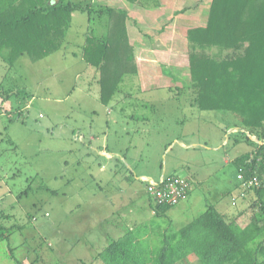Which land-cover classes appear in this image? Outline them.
Masks as SVG:
<instances>
[{
  "label": "rangeland",
  "instance_id": "obj_1",
  "mask_svg": "<svg viewBox=\"0 0 264 264\" xmlns=\"http://www.w3.org/2000/svg\"><path fill=\"white\" fill-rule=\"evenodd\" d=\"M210 1L157 0L149 11L154 2L135 14L126 10L138 73L126 76L109 104L100 100L97 69L83 59L85 13H73L62 47L40 60L22 56L12 63L0 52V226L22 227L0 242V264H16L8 243L26 264H104L98 254L128 229H144L152 242L207 208L184 213L182 201L157 215L143 174L158 180L196 172L204 181L194 184L193 196L198 189L209 199L226 192L236 212L227 216L241 225L250 220L253 209L238 196L233 162L254 148L237 128L242 116L202 110L184 89L196 78L195 57L223 53L191 41V29L208 19ZM152 100L164 106L152 107ZM184 140L208 148L186 149ZM100 148H120L127 159H115L114 172L102 171ZM177 264L199 262L193 255Z\"/></svg>",
  "mask_w": 264,
  "mask_h": 264
},
{
  "label": "trees",
  "instance_id": "obj_2",
  "mask_svg": "<svg viewBox=\"0 0 264 264\" xmlns=\"http://www.w3.org/2000/svg\"><path fill=\"white\" fill-rule=\"evenodd\" d=\"M149 1L158 5L157 0ZM74 12L87 16L89 28L82 55L97 69L100 100L109 104L121 91L126 76L138 73L126 25L128 13L123 8L91 0H0V52L13 63L22 56L37 61L58 51ZM190 34L197 46H217L223 53L195 57L191 71L196 78L184 89H191L193 103L202 110L242 116L237 128L254 148L234 159L237 174L242 170L246 177L263 176L264 0H211L206 23L192 28ZM166 71L163 68L164 74ZM238 184V196L253 209L246 224L236 223L209 205L187 224L159 233L152 242L144 229H129L112 239L99 258L104 264H177L194 255L199 264H264V184L250 188ZM236 198H232L234 205ZM178 204L152 201L150 206L161 216ZM21 228L18 224L1 225L0 242L9 241L10 234ZM8 245L16 264H26Z\"/></svg>",
  "mask_w": 264,
  "mask_h": 264
},
{
  "label": "crops",
  "instance_id": "obj_3",
  "mask_svg": "<svg viewBox=\"0 0 264 264\" xmlns=\"http://www.w3.org/2000/svg\"><path fill=\"white\" fill-rule=\"evenodd\" d=\"M78 1V0H77ZM82 1H85V0H82ZM86 1H90V0H86ZM91 1H98V2H102V3H105V4H109V2H117V1H121V4H120V6L118 7V8H123V9H125V10H131L132 11V14H135V12L136 11H138V9H141V8H146V6L149 4V3H151V1H149V0H144L143 2L141 1V0H139V1H137V2H130V1H128V0H91ZM108 2V3H107ZM109 5H111V4H109ZM153 8H156V7H152V6H149L148 5V7L146 8V9H148V11H149V9H153ZM151 13V12H150ZM132 14L131 13H129V15L130 16H132ZM155 14V13H154ZM87 17V16H86ZM146 19V18H145ZM85 26H86V33H87V30H88V28H89V24H88V22L87 23H85ZM93 67V66H92ZM94 69H95V67H93ZM161 85V84H160ZM160 85H158V86H160ZM162 86V85H161ZM164 86H165V84H164ZM163 103H164V101H160V100H152L150 103H149V105L150 106H156V107H161V106H164L163 105ZM109 124H107V127H106V131L109 129V126H108ZM105 131V132H106ZM181 145L182 146H184L183 148H186L187 149V147L189 148V147H191V148H193V149H199V148H208V147H206V146H204V147H202V145L201 144H199L198 142L196 143V142H186V140H184V141H182L181 142ZM168 148V147H167ZM166 148V149H167ZM118 150H105V149H102V148H100V149H98V151H99V154L102 156V158H103V160H105V166H106V168L104 167V166H101V170L102 171H106L109 167L111 168V170H112V166H111V164H112V162L115 160V159H119V160H126L127 158H126V156L123 154V151L120 149V148H117ZM129 153V151L127 152V154ZM126 154V155H127ZM128 156V155H127ZM234 159H236V157L234 158ZM234 159H233V162H234ZM226 161H229V158H227L226 159ZM185 162V161H184ZM180 163H179V167H177V168H175L174 169V171H178V169L179 168H182V167H180ZM108 166V167H107ZM190 166H191V164L190 163H187V167H188V169H190ZM184 167H186L185 166V164H184ZM116 168H119V167H116ZM116 170V169H115ZM112 172H114L113 170H112ZM196 172H193L192 173V175H187V176H184V177H187L189 180H190V182H191V191H190V195H189V197L186 199V200H184V213L185 212H187L188 213V211H191V210H193L194 208H196L197 206H199V207H203V206H209V205H214L219 211H221L222 213H224L225 215H229V216H232L234 213L236 214V212L234 211V210H232L231 208H230V204H228V203H226V201L223 199V197H224V195H226V192L223 194V196L222 197H220L219 195L218 196H215V197H212V198H210L211 199V201H210V199L208 198V197H206V195H208L205 191L204 192H201V190L200 189H198L197 191H196V195L195 196H193V194L195 193V190H194V184L195 183H198V184H201V183H203V179L198 175V174H195ZM173 174H174V172H173ZM173 174H169V175H173ZM117 176L119 175V171H118V173L116 174ZM162 175H166V174H162ZM162 175L160 176V178L162 177ZM150 174H146V175H142V181H143V179H150ZM159 178V179H160ZM158 179V180H159ZM141 180V179H140ZM151 180H153V178H151ZM145 182V181H144ZM150 199V198H149ZM213 201V202H212ZM152 201L150 200V203H151ZM150 203H149V205H150ZM178 206V205H177ZM177 206H175V207H177ZM151 207V206H150ZM233 213L232 215H230L229 213ZM234 214V215H235ZM233 215V216H234ZM116 216H118V214L115 212H113L111 215H109L108 217H107V225L109 226H111L112 227V225H113V223H115L114 221H112L114 218H116ZM109 219H110V221H109ZM129 230V229H128Z\"/></svg>",
  "mask_w": 264,
  "mask_h": 264
},
{
  "label": "built area",
  "instance_id": "obj_4",
  "mask_svg": "<svg viewBox=\"0 0 264 264\" xmlns=\"http://www.w3.org/2000/svg\"><path fill=\"white\" fill-rule=\"evenodd\" d=\"M237 179L243 188L260 187L264 184V175L253 174L249 177L239 170ZM146 191L153 202L160 205H176L185 200L191 189V182L180 175H162L159 180L143 179Z\"/></svg>",
  "mask_w": 264,
  "mask_h": 264
}]
</instances>
